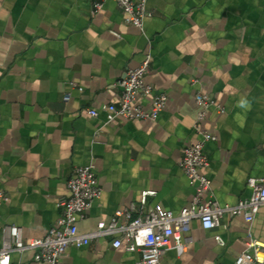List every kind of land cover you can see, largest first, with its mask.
Segmentation results:
<instances>
[{"label": "crops", "instance_id": "0c3cea01", "mask_svg": "<svg viewBox=\"0 0 264 264\" xmlns=\"http://www.w3.org/2000/svg\"><path fill=\"white\" fill-rule=\"evenodd\" d=\"M101 2L95 10L94 0H0V247L10 225L24 241L47 234L79 166L92 164L102 188L79 221L83 232L146 191L145 211L189 206L195 189L179 163L200 138L198 92L223 109L211 107L202 122L217 137L202 170L213 199L236 205L251 196L248 179L264 176V0H149L141 29L125 23L114 0ZM147 54L145 81L168 95L158 119L90 116L117 103L119 82ZM151 99L138 100L149 110ZM187 236V249H168L159 264H234L250 238L264 243V206L252 223L224 215L204 229L193 220ZM111 241L69 247L61 260L140 264L139 251ZM11 264L43 263L26 251L12 253Z\"/></svg>", "mask_w": 264, "mask_h": 264}, {"label": "built area", "instance_id": "2783aa9c", "mask_svg": "<svg viewBox=\"0 0 264 264\" xmlns=\"http://www.w3.org/2000/svg\"><path fill=\"white\" fill-rule=\"evenodd\" d=\"M101 1L94 0L95 10L101 8ZM114 1L124 13L125 23L129 25L141 29L145 18L151 16L148 9L149 0ZM151 59V55L147 54L137 67L126 72L125 77L119 82L121 94L117 103L104 104L99 109H88V114L97 117L100 112H104L107 123L117 118L157 120L166 106L168 95L165 92H156L154 86L145 81ZM146 96L152 98L149 110L145 109L138 100ZM69 98V95H65L64 100L67 101ZM195 100L198 111L194 127L200 138L184 148L179 163L189 183L195 189L189 206L182 208L178 213H173L160 204L145 211L147 197L153 194L146 191L142 193L138 203L117 209L109 221L101 220L94 229L83 232L80 230L79 221L100 197L102 188L92 164L79 166L67 182L68 197L59 199L57 203L61 208V214L44 237L24 241L20 227L10 225L4 228L0 264H11L12 253L26 251H33L34 259L43 264H66L61 259L69 247H83L93 240L106 237L112 238L111 245L114 248L124 246L129 252L139 251L140 264H159L168 249L174 248L179 254L187 249L191 242L187 234L193 220H199L204 229L220 226L224 215L243 216L246 222L252 223L260 208L264 206V176L248 179L251 196L236 205H221L213 199V182L203 174L202 170L208 168L210 164L205 146L208 142L215 141L217 137L203 128L202 122L211 107H216L219 112L223 109L208 94L198 92ZM1 200H4V197H0ZM120 219H123L122 222ZM216 239L221 245L224 244L219 236ZM262 263H264V243L250 238L245 250L236 257L234 264Z\"/></svg>", "mask_w": 264, "mask_h": 264}, {"label": "clouds", "instance_id": "9594fccd", "mask_svg": "<svg viewBox=\"0 0 264 264\" xmlns=\"http://www.w3.org/2000/svg\"><path fill=\"white\" fill-rule=\"evenodd\" d=\"M246 103H247V102L244 101V100H241V101L239 102L240 106H244Z\"/></svg>", "mask_w": 264, "mask_h": 264}]
</instances>
